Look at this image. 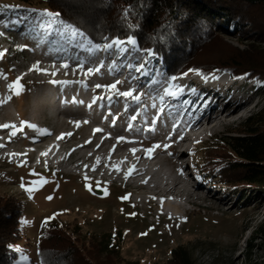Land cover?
<instances>
[{
  "label": "rangeland",
  "instance_id": "374dc122",
  "mask_svg": "<svg viewBox=\"0 0 264 264\" xmlns=\"http://www.w3.org/2000/svg\"><path fill=\"white\" fill-rule=\"evenodd\" d=\"M37 1L33 0V5H35L33 8L40 9V13H43L45 10L39 7ZM26 8L28 7L20 5L16 0H0V11L5 10L8 12L7 14L12 13L10 11H27ZM46 18L52 21L53 32L60 35L66 42H71L75 37L84 41L85 36L71 26L54 17L46 16ZM20 24L22 28V23L20 22ZM229 31L232 29L230 28ZM0 32V53H3L0 58V100L6 101L0 104V125L13 121L12 123L17 126L16 129L19 131L20 128H27L21 124L22 121L28 124L35 121L37 132L44 134L52 132L50 137L40 138L39 144H33V148L29 149L32 151L33 158L32 156L28 157L27 163L13 164L6 159H0V194L15 199L21 207L20 234L22 238L17 246L19 251L16 250L17 259L13 264H40L37 256V242L51 226L60 227L72 237L79 238L85 246H89L91 241L97 243L103 251L101 258L106 254H112L123 264H168L172 257V251L177 247L186 249L194 264H264V238L258 231L264 222V194L248 187L234 188L226 185L218 177H213L207 172L208 163L204 159L206 151L216 147L218 149L221 146L222 143L219 141L221 137L226 134L236 135L240 125L248 117L264 109V87L261 84L255 79L248 80L246 76L240 79L232 78L229 73L216 75L217 78H214V83H218L222 78L226 81L228 77L231 78L229 79L231 81L226 83L224 88L219 87L220 89H217L219 96L212 102L210 98L207 99L198 111H202L207 105V111L216 105L221 109L228 101L233 102L232 109H235L236 106L234 101L242 103L243 110L237 111V114L227 121L216 122L204 133V140L193 145L190 152L183 158L182 165L188 166L187 173L193 177L190 184L194 185L195 182L198 184L197 190L193 191L187 201L199 205L191 208L186 203L182 204L175 220L164 213L163 208L160 204L158 205L160 201L156 203L153 200L154 202L146 203L145 199L141 198L142 191L137 187H126L115 183L109 185L107 182L88 179L92 178L90 175L88 178L73 174L67 175L54 168H49L43 163L49 158L54 160L65 158L69 161L85 160L91 153V148L83 147L91 133L86 121L94 124L98 121L113 122L114 124L109 127L103 123V128L106 130L115 127L116 131L111 132L112 137L118 134L119 136L123 135V139H127L131 134L137 133L138 129L136 130V128L140 121L135 125L134 131H130V125L125 126L126 121H133L129 120L130 113L135 108L141 109L140 101H137L135 96L128 100H124L122 97H113L111 100L105 97L103 100H99L98 97L105 89L103 86L101 92L95 95L97 99L93 98L90 102L93 105L88 107V102L83 105V96L80 95L91 91L89 89L91 82L99 76L114 80L119 75L118 72L123 74L125 71V75H130V72L127 73L130 65L127 66L125 60L116 53L111 55L110 52H106L108 47L101 50H98V47L97 49L90 48L89 55L92 58L87 61L73 55L61 44L56 46L55 41L50 43L48 48L42 49L43 45L40 46L37 43L41 35V32L38 33L39 31H36V34L31 31L30 35L25 33L22 40H19L21 44L11 48L10 46L16 40L8 37L3 29ZM222 37L225 42L223 51L228 52L230 56L235 53V49L242 52L247 51V47L250 45L237 36L223 35ZM27 38L33 42L29 43ZM133 41L135 40L133 39ZM24 44L26 46L31 44L27 48L32 52L25 49ZM83 44L86 45L84 42ZM40 47L42 51H40ZM47 55H52L54 59L67 57L68 62L82 61L84 66L79 71H85L89 65V69H92L94 75L88 77L91 74L88 72V80L85 84L82 83L80 76L67 78L68 76L64 75L63 79H73L79 82L70 84L66 81V83L59 84L58 81L61 78H58V75L54 76L46 68L40 67V70L29 68L33 59L43 60ZM249 55L252 60H263L262 63H258L264 65V53L260 54L259 51V54L255 55L246 54V56ZM150 62L154 65L152 79L144 89V105L154 100L151 97L152 92L165 78L160 60L157 61L154 56ZM96 69L99 70L96 71ZM3 77H7V79ZM208 79L211 77L203 79L197 90L203 88V82ZM16 81L21 86L18 95L9 89V85ZM44 82L54 90L57 88L56 97L50 98L48 95L42 97L41 94L46 90ZM139 85V83L135 84L137 87ZM121 87L131 88V81L123 82ZM203 89L201 98L209 93L206 88ZM71 91L75 93H72L73 96L70 98ZM66 97L68 100L64 101ZM61 100L62 105H58L57 103ZM155 110L152 108L149 111L154 113ZM58 112L61 114L57 115ZM180 118L181 113L177 112L174 118L175 122H178ZM157 122L162 124L165 121ZM176 124L178 123L174 124L175 129H177ZM153 127L156 128L155 125ZM57 134L63 136L60 145L53 143L56 142ZM28 135V132L24 133V136L29 139ZM0 136L3 137L1 128ZM20 136L22 137V134ZM104 138L108 139L103 135L99 140ZM123 139L119 145H122ZM14 140L16 142L13 146L16 148L17 144H21L22 138ZM95 141L97 139L94 138L92 144ZM111 143L113 142L105 145L103 152L99 153L100 157L111 158L108 148ZM29 144V141L24 140L23 146ZM165 145H172V142ZM181 149V146L176 149V154L164 149L163 153L157 155L158 165H161L165 158L173 157V155L178 156V151ZM1 152H3V148H1ZM45 152L48 154L42 155ZM119 153L120 151L117 149L116 155L114 154L111 159V164L124 163L123 154L119 155ZM37 156L39 157L38 164L35 163ZM97 157H93L94 161L98 159ZM82 166L83 168L89 166V162L86 161ZM134 183L136 186L139 184L138 182ZM152 186H150L151 189ZM203 188H208L209 194L205 195L206 191ZM25 189H31V194ZM201 189L203 191L200 192ZM125 196L128 198L123 199ZM47 197H52V199L49 200ZM45 220H47L46 224ZM22 221H28V223L24 224ZM23 257H27V259L25 260Z\"/></svg>",
  "mask_w": 264,
  "mask_h": 264
},
{
  "label": "trees",
  "instance_id": "16d2710c",
  "mask_svg": "<svg viewBox=\"0 0 264 264\" xmlns=\"http://www.w3.org/2000/svg\"><path fill=\"white\" fill-rule=\"evenodd\" d=\"M16 1L36 9L33 0ZM37 4L59 13L56 20L97 47L115 39H134L139 49L152 51L160 60L169 79L229 73L235 79H255L264 87V65L259 64L263 60L246 56L264 53V0H38ZM223 35L248 42L247 51L235 49L230 56L223 51ZM219 141L218 149L205 153L207 172L231 187L264 194V109L248 117L236 135L226 134ZM20 211L15 199L0 194V264L17 259ZM258 231L264 238V222ZM102 252L97 243L85 246L56 226L37 242L40 264H123L112 254L101 258ZM168 264L194 262L186 249L177 247Z\"/></svg>",
  "mask_w": 264,
  "mask_h": 264
},
{
  "label": "bare ground",
  "instance_id": "6f19581e",
  "mask_svg": "<svg viewBox=\"0 0 264 264\" xmlns=\"http://www.w3.org/2000/svg\"><path fill=\"white\" fill-rule=\"evenodd\" d=\"M17 23H19V24H17ZM20 28H21V24L18 21L10 22L4 18L0 19V30L1 31L3 29L5 32H7L9 30H15V29L18 30ZM34 30H36V29H34ZM38 33H40L41 35L39 36V40L37 43L40 46L43 45L42 49L48 48L50 43H54V41H55L56 46H57V44H61V45H63V47H65L67 49V51H70L73 54V52H75L74 51L75 48H78L80 50L83 48L82 46L84 45L82 42L83 40H81L78 37H75L71 42H66L65 39H62L60 37V35H58L57 33L55 34L53 32V30L47 26H45V27L43 26L42 31H39ZM64 34L67 35V33H64ZM41 39H43V40L40 41ZM131 40L133 41L132 38L127 39V40H122V41L116 40V41H113L109 44H111L112 46H115V44L121 45V51H122L128 46V44L131 42ZM109 44H107V45H109ZM42 49L40 47V51H42ZM40 60L41 59H33L32 64L29 66V68L31 70H35V66H38V68H40V67L46 68L51 73H53L54 76L58 75L57 77L61 78L58 81L59 84L66 83V81H68V83H70V84H76L79 82V81L73 80V79H67V80L63 79L62 77L64 75L68 76L67 78H73L75 76H80L83 84H85L86 81L88 80L87 74L89 72V65L85 71H79L80 70V66H79L80 61L68 62L69 59H67V57H65V58L62 57L60 59H54V57H52V55H49V56L47 55L45 57V59H43L41 61ZM65 64L67 65V67H62V65H65ZM130 68H131V66H130ZM130 68H129V70H127V73L130 72V75H131V71H133L134 69H130ZM214 78H217V77H211V79H208V80L203 82V85H202L203 88H206V90H208L207 92H209V93L204 95L203 99L201 101L199 98H200V95L202 94V91H204V89L200 88V90L199 89L197 90L198 95L195 96V98H193V100H192V102L194 103V105L196 106L197 109L200 108L202 106V104L207 99L210 98L211 102L214 100V98L216 99V97L219 96V92H217V89L219 87L224 88L227 85L226 83H229L231 81V80H229L231 78L228 77L226 79V81H225V79L222 78L218 81V83H214V80H215ZM111 82L112 81L108 80V81H105L104 84L109 85ZM43 85H46V87H45L46 90L41 94L42 97H44L45 95L50 96V98H54L57 96L56 95L57 92H55L57 88L54 90L53 88L49 87V85L46 82H44ZM56 86H58V85H56ZM197 87L198 86H196V88ZM136 91H137V89L133 91L132 96H128V97H125L122 95L120 96L119 95L120 91L116 85L115 90H113L111 88H109L107 92H104V90H103L101 96L98 97V99L103 100L106 97L109 100H111V98H113V97H119V98L122 97L124 100H128L129 98L136 96V94H137ZM98 92H101V88L97 89L94 92L93 91H86V92H84L85 94L81 93L80 95L83 96V100H84L83 105L86 102H91L93 100V98H96L95 95ZM72 93H75V92H73V91L70 92V94H71V95H69L70 98H71V96H73ZM67 100H68V97L64 98V101H67ZM60 102L57 104L62 105V100ZM139 103L143 104V103H145V101H140ZM232 103L233 102L228 101L225 104L224 108L220 109L219 106L216 105L215 107L211 108V110H209V111H207V110L203 111V113L198 118H196L194 120L193 126H195V127L197 126L199 131L205 133L210 128H212V126L216 122L227 121L231 117L235 116V114H237V111L241 112L243 110V104L242 103H239L238 101H234V104L236 105L235 109H232V107H231ZM164 109L169 111V112H172L171 108H168L167 106H164ZM128 112H130V111L128 110ZM187 113L190 114V111H187ZM60 114H61V112L57 113V115H60ZM163 118L164 117L162 115H158V119H163ZM12 122L13 121H11L9 124L13 125L14 123H12ZM99 122L100 121H98V123ZM34 123H35V121L32 123V125H35ZM70 123L72 124V121H70ZM87 123H88V129H89L90 123L89 122H87ZM137 123H138V119H134L131 122L126 121L125 126L127 124L130 125V128H131L130 131H132L135 128V125H137ZM174 124L175 123H171L168 125V127H169V129H173V131L175 132L177 129L174 128ZM103 129L100 132H96V131L91 132L89 134L90 138L88 137L86 139L85 143L83 144L84 145L83 147L91 148V153H90V155L88 154V156L85 160L83 159V160L79 161L76 159L74 161H69V160H66L65 158H63L62 160H58L57 162H55V164L53 166L58 167V166H62L63 164L72 165V167L75 170L79 169L80 171H82L83 172L82 177H86V178L89 176V173L91 172L90 176H92V175L93 176H99L100 179L108 177L110 181L118 179V180H123L124 182H130L131 184H133L134 182H138L139 184H138L137 189L142 191V192L146 188L145 184H147L149 181H153L154 184L152 186V195H154L155 197L159 196L157 198V200L160 198V196H163V197L171 196L173 198H183L182 200L184 202L185 201L188 202L187 199L190 198L192 193H193V191L190 190V188H189L190 182L192 181L193 177L191 174L187 173L188 172V166L182 165V160L185 157V155L187 154V152L183 149L184 148L183 145L185 144V142L187 140V138L185 136H183V139L175 140L174 139V133H173L170 136V139H169V137L164 139L162 145H165L168 142H172V145H169L167 148L168 152L173 151L176 154L177 153L176 149H178L180 146L182 147V149H181V151H178V156L173 155V157L165 158L163 160V163L161 165H158L159 160L157 159V155H160L161 153H163L164 149L162 146L158 148L157 154H151V158H149V154H146L145 152L141 151L140 149H136V151L133 153V151L130 150L131 147H133L134 145H138L139 143L138 142H136V143L130 142L129 140H127L125 138H124L125 140L122 143V145H119V143H117L114 146L115 149L113 147L110 149V152H109V155L111 157L110 159H104V158L100 157L99 153L103 152L105 145L110 143V142H114V139L112 140V138H108V139L104 138L101 140L98 139V137L101 136L106 130L105 128H103ZM1 130L3 132V135H4V133H7L9 135L10 133L15 132V135H12V136H15V137L20 136V132L17 129L1 128ZM51 135H52V132H48V133L44 134V133L37 132L36 128L35 129L32 128V130L29 132L28 136L30 138L36 137L35 139H32V142H33L32 144H39V142L41 141L40 138L45 139V138L50 137ZM94 138H95V140L97 139V141H95L92 144ZM62 139H63V136L59 135L55 139L56 142H53V143L55 145L56 144L60 145V141ZM2 140H3L2 136H0V142H2ZM1 148L2 147H0V150H1ZM117 149H118V151L126 150L125 153H122L123 154L122 159L124 162L123 164H111V159L113 158ZM93 157L94 158L97 157L98 159H96L94 161ZM49 160H53V159L49 158L48 160H45V162H46L45 164H48ZM86 161L89 162V166L83 168L82 164L86 163ZM137 165H140L142 167L140 169H137ZM117 166L120 169V171H118V172L115 170ZM162 168L167 169V174L161 173ZM93 169H95V170H93ZM181 171L183 172V175H181ZM64 174L72 175L74 173L65 172ZM74 175H77V174H74ZM126 176H127V178H125ZM149 202H154V201L151 199V200H148V203ZM162 205L164 208H168L170 210H176L177 209V204L174 201H172L171 199H166V201H164L162 203ZM173 219L176 220L177 218H173Z\"/></svg>",
  "mask_w": 264,
  "mask_h": 264
},
{
  "label": "snow or ice",
  "instance_id": "6c2138e0",
  "mask_svg": "<svg viewBox=\"0 0 264 264\" xmlns=\"http://www.w3.org/2000/svg\"><path fill=\"white\" fill-rule=\"evenodd\" d=\"M5 7H7V6H5ZM41 15H46V16H49V17H54V18H57L58 16H59V13H51V12H47L46 10L43 12V13H41ZM125 15L127 16V13H125ZM112 45H106V47H111ZM151 54V53H150ZM2 56H3V53H0V58H2ZM62 67H67V65L65 64V65H62ZM35 70H40L39 68H38V66H35ZM99 69H96V71H98ZM139 70V69H138ZM190 71H197V74H199V72H198V70H195V69H193V70H190ZM92 72V69H89V73H91ZM4 79H7V77H3ZM117 83H119V81H117ZM97 87H101L100 85H97ZM111 89H113V90H115V88H116V85L115 84H113V85H111V86H109ZM21 88V86H20V84H19V82L18 81H16V82H14L13 84H11V85H9V89L10 90H13V91H15V94H19V89ZM166 94H168V95H173L174 93H172L170 90H166ZM120 95H122V96H125V97H128V96H132L133 95V92L132 91H126V92H123V93H120ZM137 101L139 100V96H135L134 97ZM9 99H10V97H9ZM6 101H3V100H0V104H2V103H5ZM85 123H87V122H85ZM21 124L22 125H24V126H26V127H29V128H33V129H35L36 128V126L35 125H32V124H28L27 122H21ZM77 126H79L78 124H77ZM16 125H10V124H3V125H0V128H10V129H16ZM96 132H100V131H102V129H96L95 130ZM11 135H15V132H12V133H10V136ZM118 139H120V140H122L123 139V137H120V138H118ZM169 139H170V137H169ZM180 139H183V137L181 136L180 137ZM169 145H165L164 147H165V149H167V147H168ZM0 147H3V145H0ZM159 147H161V145H155L154 146V148H159ZM154 148H150V149H147V152H148V154H149V158H151V154H152V152L154 151ZM133 151V153L136 151V149H133L132 150ZM48 153L47 152H45V153H42V155H47ZM13 155H15V154H13ZM93 170H95V169H93ZM117 172L118 171H120V169H119V167L117 166L116 167V169H115ZM181 175H183V172L181 171ZM125 178H127V176L125 177ZM26 191H28L30 194H31V189H25ZM130 195V194H129ZM128 198V196H125V197H123V199H127ZM47 199H52V197H47ZM52 218H54V217H52ZM49 219H51V218H49ZM22 223H24V224H27L28 223V221H22ZM45 224L47 223V220H45V222H44ZM17 251H19V249H17ZM23 259H27V257H23Z\"/></svg>",
  "mask_w": 264,
  "mask_h": 264
}]
</instances>
